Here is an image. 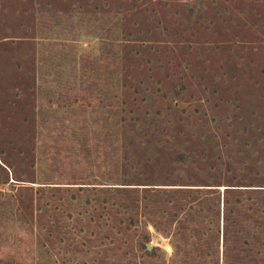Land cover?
Instances as JSON below:
<instances>
[{"label": "rangeland", "instance_id": "obj_1", "mask_svg": "<svg viewBox=\"0 0 264 264\" xmlns=\"http://www.w3.org/2000/svg\"><path fill=\"white\" fill-rule=\"evenodd\" d=\"M0 264H264V0H0Z\"/></svg>", "mask_w": 264, "mask_h": 264}]
</instances>
